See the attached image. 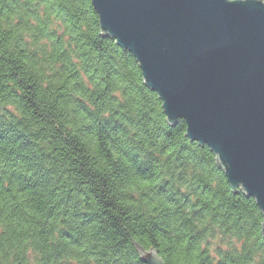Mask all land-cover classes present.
<instances>
[{
	"label": "clouds",
	"instance_id": "obj_1",
	"mask_svg": "<svg viewBox=\"0 0 264 264\" xmlns=\"http://www.w3.org/2000/svg\"><path fill=\"white\" fill-rule=\"evenodd\" d=\"M14 8L12 0H0V9ZM19 9L35 14L20 17V24L5 18L0 56L34 74L43 119L20 98L23 90L8 75L12 67L0 62V130L40 133L36 145L51 152L45 137L58 128L57 146L65 155L54 163L38 159L37 147L21 150L0 141V264H140L148 254L159 264H264V211L253 202L233 200L215 161L184 148L183 137L167 139L164 114L146 96L134 65L118 56L100 58L103 48L97 47L96 18L88 0H21ZM50 32L62 38L65 48L73 37L82 47L60 59L63 49L54 47L56 36ZM13 88L19 95L10 94ZM60 92L66 95L59 98ZM101 118L119 121L125 132L101 129ZM64 137L74 139L75 150L62 142ZM146 160L150 171L142 174L140 165ZM33 163L52 170L51 183L29 191L19 177H33ZM82 165L95 174L82 185L83 193L77 181L86 177L71 171ZM138 178L154 182L143 184ZM164 181L169 183L160 191ZM204 184L211 186L207 201L199 195ZM101 188L103 199L113 205L111 214L120 217L122 235H115L107 222L85 223L75 215L101 209L91 191ZM177 189L190 196V204L169 202ZM192 205L203 209L195 220ZM233 205L235 211L230 210ZM217 211H228L229 218L213 219ZM152 223L163 230L153 231Z\"/></svg>",
	"mask_w": 264,
	"mask_h": 264
},
{
	"label": "water",
	"instance_id": "obj_2",
	"mask_svg": "<svg viewBox=\"0 0 264 264\" xmlns=\"http://www.w3.org/2000/svg\"><path fill=\"white\" fill-rule=\"evenodd\" d=\"M99 33L135 60L169 127L215 156L232 194L264 211V5L90 0ZM159 264L151 254L141 258Z\"/></svg>",
	"mask_w": 264,
	"mask_h": 264
},
{
	"label": "trees",
	"instance_id": "obj_3",
	"mask_svg": "<svg viewBox=\"0 0 264 264\" xmlns=\"http://www.w3.org/2000/svg\"><path fill=\"white\" fill-rule=\"evenodd\" d=\"M21 0H12V3L17 5V8L5 11L3 9H0V27L3 26L5 22V18L9 21H14L16 24L21 23L20 17L26 16L28 13L35 14L33 9H26V11H21L19 9V3ZM88 3L91 6L90 0H88ZM93 9V8H92ZM94 11V9H93ZM95 18H96V25H97V33L95 34L98 39V48H103V51L100 53V58L103 59L104 56H108L110 59L114 57H119L125 60L126 62L129 63V67H132L134 65L133 71L135 74V77L137 81L143 86L144 92L147 97L150 98L152 102L155 104V110L162 112L161 109V102L158 100L157 95L147 89L143 84H142V78H141V73L140 70L138 69V66L133 59L132 55L129 54L126 51L121 50L119 47L116 46L115 42L108 39L104 38L100 35L99 33V28H98V17L94 11ZM49 36H56L55 32H50ZM54 47L57 49H63L60 51V59H68L70 56V53L73 51L74 47L82 45L78 44V41L76 40L75 37L72 38V42L65 48L62 42V38L59 36H56L55 41L53 42ZM32 57L35 58L36 53L32 52L31 53ZM79 55L83 56L86 55L85 53H79ZM0 62H2L5 65H10L12 67V71L9 72V77L16 80V84L23 90V95H20V98L25 101V103L34 110L33 114L41 119H43V113L40 112L39 110V104L36 101V96L37 93L35 89L38 87V85L35 83V76L34 74H31L29 72L24 71V66L22 64H18L16 61L12 60L11 58L0 56ZM64 66L61 65V68ZM73 75H78V73H74ZM4 87H7L6 85ZM11 95H19L16 92V89L13 88L10 90ZM66 95V93L60 92L59 93V98H63ZM79 108L84 111H88L87 105L84 104L82 101H77ZM147 107V104L145 105ZM151 111V109H149ZM91 115V113H89ZM147 116V113L144 114ZM165 118V116H164ZM99 126L101 129L105 128H110L111 131L115 133H124L125 129L122 128L123 126L119 123V121H114L111 119H104L101 118L98 120ZM185 123L182 120H179L178 123L176 124L175 127H169L167 125L168 133L169 136L167 139H171L174 136H179L184 138V145L183 147L188 149L190 148L193 152L195 153H203L205 156L209 157L211 160L215 161L216 163V158L215 156L209 151V149L206 146L200 147L197 143L195 142H190L187 138H185ZM14 132V135H9V133ZM45 129H41L40 132L43 133ZM40 133H31V134H26L23 131H18V130H12L8 128H4L3 130H0V141H10L11 143L17 144L18 147L21 150H31L33 147H37L39 151L41 152V157L38 159H44V160H51L54 163H58L59 157L64 156L65 154L63 153L62 150H60L57 146V139L60 136V129H54L52 132L49 133L48 136L45 137L47 140V146L50 147L52 150L51 152H45L44 149L35 143V137H38ZM65 145L71 146L73 150H75V141L72 138L69 137H64L62 141ZM166 148V146H165ZM150 155V154H149ZM25 159H29V157H25ZM177 160H179V157H177ZM73 163H76V161H73ZM177 167H180L181 165L177 164ZM217 166V163H216ZM33 167L35 168V172L33 173V177H19L24 183V188L29 191H35L42 186H46L51 183V176L50 172L52 171L51 169H47L42 163H33ZM150 161H144L140 165V171L142 174L150 171ZM217 170L220 174L223 175L225 184L228 189V195L232 197L233 200L239 201L241 199L254 202L252 198L247 197L243 192L238 191L237 194H232L230 192L229 186L227 184V181L224 177V174L222 170L217 166ZM65 172L68 171V169L64 170ZM72 172H74L76 175L79 176H84L86 179L77 181V190H79L81 193L84 192V188L82 185L89 183L88 177H95V174L90 173L85 171L84 166L82 165L79 169L73 168L71 169ZM138 182L143 183V184H149L154 181H149V180H140L138 178ZM168 181H164L163 184L160 186V191H165L168 185ZM71 191V190H70ZM94 193H97V199L98 202L101 205V209L96 212V213H76L75 215L79 217H83V221L85 223H91L94 220H101L102 222H107L109 223V226L114 230L115 235H122V229H121V224H120V217L114 216L111 214V209L113 208V205L110 201L103 199V190L102 188L100 190L97 189H91ZM196 189H193V192H195ZM211 192V186L208 184H204L199 188V195L200 197L203 198V200L207 201L209 199V194ZM183 201L184 205H188L191 203L190 196L186 193L181 192L179 189H177L172 196L170 197V203L172 204H180V202ZM199 203V200L197 201V204ZM256 206V205H255ZM204 207H207V204L204 205ZM219 207V205H218ZM179 210V209H178ZM177 210V211H178ZM231 211L236 210V206L233 205L232 208L230 209ZM203 213V209L201 207H197L196 205H192V212H191V217L193 220L199 218ZM221 215L224 216L225 220L229 218L230 213L228 211L225 212H220L217 211L215 215L213 216V219L219 218ZM165 216H168V212H165ZM104 217H108V221H103ZM224 221H222L223 223ZM239 223V221H237ZM243 227V225H241ZM151 229L153 231H158V230H163L160 229V225L157 223H152L151 224ZM63 236H70L69 231L62 230L61 233ZM196 236H193L192 239H196ZM195 256V253H193ZM140 264H143L140 261Z\"/></svg>",
	"mask_w": 264,
	"mask_h": 264
}]
</instances>
